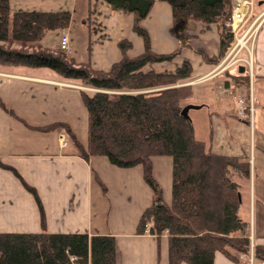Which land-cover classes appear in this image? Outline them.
Instances as JSON below:
<instances>
[{"label": "crops", "instance_id": "0c3cea01", "mask_svg": "<svg viewBox=\"0 0 264 264\" xmlns=\"http://www.w3.org/2000/svg\"><path fill=\"white\" fill-rule=\"evenodd\" d=\"M253 2L252 19H257L258 26L251 53L252 77L245 67L244 80L226 74L236 73L242 64L225 69L220 60L213 63L220 54L219 23L192 21L171 32V7L162 0H153L141 22L155 53L180 49L171 61L146 64L143 70L173 71L188 61L192 71L186 84L192 86V94L185 103L199 106L189 110L195 137L214 153L249 163V177L240 176L236 183L241 195L240 217L247 223L252 251L254 245L264 246V0ZM18 3L31 6L23 8L27 10L69 11V25L49 31L41 43L58 48L65 33L69 56L77 63L88 62L95 70L107 71L120 60L118 41L122 39L131 42L129 56L144 50L142 38L133 31L132 14L113 10L103 0H10V8ZM81 90L97 91L80 80L63 79L46 67L0 65V99L13 113L0 107V233L42 230L36 200L22 179L39 196L48 232L113 235L116 264H168L167 231L159 238L136 232L141 213L153 200L142 166L116 167L101 155L85 159L62 128L36 129L65 123L85 146L88 114ZM249 93L252 117L240 118L237 98L248 99ZM198 109L204 110L205 122L197 129L191 111ZM151 163L163 200L170 204L172 158L152 156ZM240 255L239 261H233L216 251L213 264H248L249 255ZM259 263L254 258V264Z\"/></svg>", "mask_w": 264, "mask_h": 264}, {"label": "trees", "instance_id": "16d2710c", "mask_svg": "<svg viewBox=\"0 0 264 264\" xmlns=\"http://www.w3.org/2000/svg\"><path fill=\"white\" fill-rule=\"evenodd\" d=\"M113 10L133 16V31L142 38L144 50L129 56L131 42L118 41L119 61L109 70H95L77 63L62 49L41 43L49 31L64 29L71 14L66 10L12 11L10 0H0V64L46 67L63 79L80 80L97 89L81 90L88 114L87 144L84 146L70 127L61 122L36 127L62 128L77 153L87 159L105 156L120 168L141 165L144 181L153 191L150 206L141 213L136 232L160 237L168 233V264H213L216 251L233 261L250 250L247 223L240 217L239 186L230 174L235 170L249 177V163L234 156L214 153L197 139L191 119L181 114L192 94V67L182 62L173 71H145L146 64L171 61L180 51L157 54L141 22L153 0H103ZM172 11L171 32L192 21L217 22L220 26V54L217 63L232 46L233 33L227 22L233 0H162ZM15 46V47H13ZM245 79V72L226 73ZM0 107L9 113L0 99ZM172 158L171 202L152 175V156ZM8 167V166H5ZM17 176L18 173L15 171ZM36 200L42 230L0 233V264H116L113 235L52 233L45 228V213L34 187L21 179ZM255 260L264 262V246L254 245Z\"/></svg>", "mask_w": 264, "mask_h": 264}, {"label": "built area", "instance_id": "2783aa9c", "mask_svg": "<svg viewBox=\"0 0 264 264\" xmlns=\"http://www.w3.org/2000/svg\"><path fill=\"white\" fill-rule=\"evenodd\" d=\"M253 13V0H233L231 5L230 18L226 23L230 27L231 32L234 36V44L229 51V54H233L235 61L243 62L244 66L249 71L251 75V53L253 48V43L255 39V33L257 29V19L251 21V24H248L246 27L245 23L250 20ZM59 48L62 49L67 55H70L71 49L68 42V37L65 33H62ZM242 48L246 49L248 54L247 57H237V53L240 52ZM235 62L230 61L228 64L224 65L223 68H228L232 66ZM235 65V64H234ZM236 114L240 118L252 117L253 114V98L251 93H249L248 99L238 97L236 101ZM60 142L62 145L65 144L63 135L60 136ZM241 257L245 256L244 254L240 255ZM248 264H254L253 251L250 250L248 256ZM259 264H264L260 262Z\"/></svg>", "mask_w": 264, "mask_h": 264}, {"label": "rangeland", "instance_id": "374dc122", "mask_svg": "<svg viewBox=\"0 0 264 264\" xmlns=\"http://www.w3.org/2000/svg\"><path fill=\"white\" fill-rule=\"evenodd\" d=\"M255 4V2H253V5ZM29 7H31V6H25V5H23V4H16V5H13V7H11V10L12 11H20V10H27V9H23V8H29ZM41 11V10H40ZM254 14V12L252 13V15ZM253 17L251 16V18H250V20L249 21H247L246 23H245V25H246V27H248L247 25L248 24H251V21L252 20H254V19H252ZM234 41H235V39H234ZM234 41H233V43L232 44H234ZM13 47H15V46H13ZM232 47V46H231ZM231 47L228 49V51L222 56V58L220 59V61H221V64L224 66V65H226V64H228V62H230V61H234L235 63V65L233 64L232 66H237V64H242L243 65V62H236L235 61V59H234V56H233V54H229V51H230V49H231ZM69 56V55H68ZM248 56V54H247V52H246V49L245 48H242L241 50H240V52H238L237 53V57L238 58H240V57H247ZM1 65V64H0ZM2 66H5V65H2ZM226 82L228 83V81H224V83H223V85L224 86H227V84H226ZM204 110L203 109H198V111H196V110H193V111H191V114L194 116V119H195V124H196V126H197V129L199 128L198 127V124H200L201 123V121H203V122H205V120H202L203 118L205 119V115H204ZM200 118V119H199ZM62 135V134H61ZM60 135V136H61ZM230 176H231V178L234 180V181H236V182H239V177H240V175L235 171V170H232V169H230V174H229ZM251 250V249H250ZM250 250H249V252L247 253L248 255H249V253H250ZM253 258H254V255H253Z\"/></svg>", "mask_w": 264, "mask_h": 264}, {"label": "water", "instance_id": "95a60500", "mask_svg": "<svg viewBox=\"0 0 264 264\" xmlns=\"http://www.w3.org/2000/svg\"><path fill=\"white\" fill-rule=\"evenodd\" d=\"M244 70H245V66L240 65L238 71H239L240 73H242V72H244ZM226 84H227V82H226ZM227 85H228V84H227ZM195 108H199V106H198V105H195V104H186V105H184L183 108L181 109V114H182L185 118L190 119V116H189V110H190V109H195ZM238 197L241 199V195H240V193H238Z\"/></svg>", "mask_w": 264, "mask_h": 264}]
</instances>
